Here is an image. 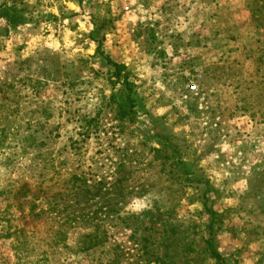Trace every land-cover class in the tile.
I'll return each mask as SVG.
<instances>
[{
	"label": "rangeland",
	"instance_id": "rangeland-1",
	"mask_svg": "<svg viewBox=\"0 0 264 264\" xmlns=\"http://www.w3.org/2000/svg\"><path fill=\"white\" fill-rule=\"evenodd\" d=\"M38 259L264 264V0H0V264Z\"/></svg>",
	"mask_w": 264,
	"mask_h": 264
},
{
	"label": "trees",
	"instance_id": "trees-1",
	"mask_svg": "<svg viewBox=\"0 0 264 264\" xmlns=\"http://www.w3.org/2000/svg\"><path fill=\"white\" fill-rule=\"evenodd\" d=\"M98 53H100L101 56H103V58L106 60V62L112 66L114 68V75L115 76H120V73L123 69V66L117 62H114L113 60L110 59V57L105 54V52L101 49V44H98ZM128 77V72H125L123 75V78L127 79ZM22 230L21 228L18 229L16 231V233L18 231ZM21 234V233H20ZM62 231L59 232H55L54 234V240L56 243L60 240V237L62 236ZM25 239V238H24ZM107 240V236H106V232L105 231H101L100 233L96 231L91 232V233H86V234H81L78 238V240L76 241L77 245V249L87 252L89 250H94L96 247H99L100 245H103L104 242ZM24 244V242H20L19 243V249L22 247V245ZM18 244H16L17 246ZM214 252V251H213ZM35 264H45L43 261L41 262V260H36Z\"/></svg>",
	"mask_w": 264,
	"mask_h": 264
}]
</instances>
